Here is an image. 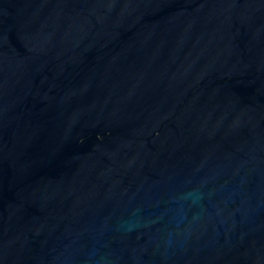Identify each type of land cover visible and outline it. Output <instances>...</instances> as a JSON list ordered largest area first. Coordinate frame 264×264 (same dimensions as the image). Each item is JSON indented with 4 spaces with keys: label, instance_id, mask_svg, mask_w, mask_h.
Here are the masks:
<instances>
[{
    "label": "water",
    "instance_id": "obj_1",
    "mask_svg": "<svg viewBox=\"0 0 264 264\" xmlns=\"http://www.w3.org/2000/svg\"><path fill=\"white\" fill-rule=\"evenodd\" d=\"M0 264H264V0H0Z\"/></svg>",
    "mask_w": 264,
    "mask_h": 264
}]
</instances>
